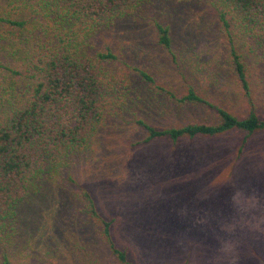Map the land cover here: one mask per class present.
Here are the masks:
<instances>
[{"label": "rangeland", "instance_id": "obj_1", "mask_svg": "<svg viewBox=\"0 0 264 264\" xmlns=\"http://www.w3.org/2000/svg\"><path fill=\"white\" fill-rule=\"evenodd\" d=\"M155 21L169 25L171 51L157 42ZM95 39L96 48L109 45L118 55L117 70L148 106L139 103L110 120L70 170L74 180L57 179L58 188L53 187L38 213L33 211L32 226L23 227L22 252L36 256L31 264H73L80 256L113 260L104 242L96 240L92 224L66 222L70 216L85 215L74 206L81 200L80 187H85L99 211L114 218L137 264H262L258 249H264V129L248 138L239 156L243 134L237 131L136 144L144 131L131 121L133 113L144 117V109L147 118L161 126L214 113L205 105L163 97L135 68L149 72L177 95L192 87L210 100H224L235 111L246 109L247 101L230 82L226 49L208 1L162 0ZM255 68L260 82L255 102L263 115V63L257 61ZM203 155L214 170L223 164L216 176L180 177L175 168L184 159L195 161ZM83 230L87 236L81 238ZM249 244L254 247L249 249Z\"/></svg>", "mask_w": 264, "mask_h": 264}, {"label": "trees", "instance_id": "obj_2", "mask_svg": "<svg viewBox=\"0 0 264 264\" xmlns=\"http://www.w3.org/2000/svg\"><path fill=\"white\" fill-rule=\"evenodd\" d=\"M161 1L0 0V264L36 260L35 255L22 252L19 241L23 227L32 226L33 211L38 213L47 195L58 188V178L74 180L70 170L110 120L144 102L117 70L118 55L109 45L96 48L94 41L122 20L135 19ZM207 1L226 49L230 82L247 101L246 109L235 111L224 100H210L192 87L177 95L149 72L135 68L148 87L163 97L214 111L210 118L193 117L162 126L147 118L148 110L144 109V117L133 113L131 121L144 131L136 144L237 131L243 134L237 148L240 156L248 138L264 129V114L255 102L260 89L255 64L259 61L264 67V0ZM154 26L157 42L171 51L169 25L155 21ZM197 159H184L175 168L180 177L216 176L223 165L217 164V171L211 168L210 158ZM78 194L81 200L74 206L85 215L70 216L66 222L92 224L96 240L104 242L113 260L80 256L73 264H137L114 218L99 211L87 188L80 187ZM82 236H87L86 230ZM249 245V249L254 247ZM68 251H74L73 247L68 246ZM258 254L264 264V249H258Z\"/></svg>", "mask_w": 264, "mask_h": 264}]
</instances>
